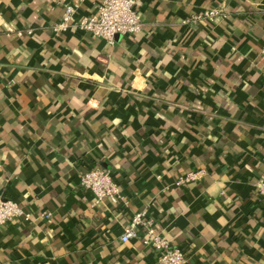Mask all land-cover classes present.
<instances>
[{
	"label": "crops",
	"instance_id": "1",
	"mask_svg": "<svg viewBox=\"0 0 264 264\" xmlns=\"http://www.w3.org/2000/svg\"><path fill=\"white\" fill-rule=\"evenodd\" d=\"M70 1L0 0V199L31 214L0 225V264H158L121 239L141 210L186 264H264V0H137L114 43L55 32ZM94 167L122 202L94 205Z\"/></svg>",
	"mask_w": 264,
	"mask_h": 264
},
{
	"label": "built area",
	"instance_id": "2",
	"mask_svg": "<svg viewBox=\"0 0 264 264\" xmlns=\"http://www.w3.org/2000/svg\"><path fill=\"white\" fill-rule=\"evenodd\" d=\"M96 11L91 14L77 16L80 2L72 0L65 4V10L60 20L53 25L55 32L78 29L88 32L96 37L114 43L118 35H131L139 33L144 23L138 10L137 0H98ZM220 15L218 8H212L203 14L195 15L184 22H197L203 18L214 20ZM31 32V30H29ZM264 54V45L262 48ZM206 173L205 169L190 171L176 181V185L189 184L200 180ZM80 185L93 192L95 204L109 199L114 203L122 202L120 186L114 179L111 171L103 167L88 169L80 177ZM256 189L264 199V175L257 179ZM46 217L50 213H44ZM31 214L18 202L11 199H0V225L23 218L29 220ZM140 232L143 234L140 236ZM140 238L144 245L152 248L158 254V264H186L185 253L179 247L170 243L155 229L154 221L147 216L145 210L136 211L122 234V241Z\"/></svg>",
	"mask_w": 264,
	"mask_h": 264
},
{
	"label": "water",
	"instance_id": "3",
	"mask_svg": "<svg viewBox=\"0 0 264 264\" xmlns=\"http://www.w3.org/2000/svg\"><path fill=\"white\" fill-rule=\"evenodd\" d=\"M118 36H119V35H118ZM118 36H117V37H118Z\"/></svg>",
	"mask_w": 264,
	"mask_h": 264
}]
</instances>
